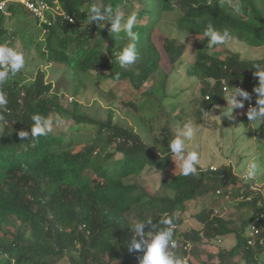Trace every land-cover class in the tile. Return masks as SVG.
Instances as JSON below:
<instances>
[{
  "label": "trees",
  "instance_id": "trees-1",
  "mask_svg": "<svg viewBox=\"0 0 264 264\" xmlns=\"http://www.w3.org/2000/svg\"><path fill=\"white\" fill-rule=\"evenodd\" d=\"M44 1L55 7L52 0ZM233 2L60 0L63 11L74 16L75 22L66 21L57 10L51 13L56 17L54 25L45 24L49 28L45 33L38 16L23 5L9 2L5 10L0 9V44L12 47L21 36L48 66L47 70L39 68L29 83L20 72L3 86L8 104L3 113L6 123L0 124V264H60L66 257L69 264H140L143 253L127 248L134 235L129 224L151 219L159 225L165 213L176 216L174 238L188 247H178L175 255L186 258L188 264H196L197 256H190L193 245L218 247L216 259L205 264H264V192L242 181L231 166L221 163L214 170L201 169L198 175L187 177L179 170L164 180L170 192L162 195L131 182L148 170L168 169L174 159L168 147L158 149L175 137L171 128L175 118L167 117L160 130L168 131V136L161 139L149 123L167 113L163 99L170 96L166 89L170 73H163L156 87L144 86L155 78L164 59L172 68L182 65L187 44L164 36L159 48L152 40L155 29L168 12L178 10L176 22L190 35H203L211 23L218 30L228 29L244 43L264 46V0H239L240 13L233 9ZM93 4L122 11L129 8L125 19L137 14L138 58L134 64L121 69L116 63V56L131 43L125 33L114 38L110 24L104 28L86 24ZM14 15L15 25L11 22ZM28 15L36 19V26L27 25ZM40 33L43 40H39ZM258 70L264 71V57H245L239 52L223 56L197 48L186 69L188 76L201 83L194 115L203 119V109L210 112L225 104L224 85L253 92L259 86ZM99 79L103 82L90 105L88 99L83 101L84 95L89 83ZM122 82L126 86L118 89ZM122 110L139 115L136 126L116 119ZM34 114L53 120L61 116L66 127H54L49 135L33 139ZM243 119L252 124L246 112ZM21 130L29 136L21 138ZM226 181L232 185L222 190ZM205 195L223 202L234 197L238 206L250 211L238 227L216 205H205L188 216V202ZM262 214L256 223L260 232L254 236L251 225ZM186 217L194 218L196 224L180 230ZM150 230L146 226L144 232ZM232 233L236 242L231 248L216 245ZM251 238L253 244H249Z\"/></svg>",
  "mask_w": 264,
  "mask_h": 264
},
{
  "label": "rangeland",
  "instance_id": "rangeland-1",
  "mask_svg": "<svg viewBox=\"0 0 264 264\" xmlns=\"http://www.w3.org/2000/svg\"><path fill=\"white\" fill-rule=\"evenodd\" d=\"M128 11L129 8H126L123 12L126 13ZM177 14L178 10L168 12L165 18L159 23V26L155 29L152 38L153 42L159 48L162 47V40L164 36H168L170 38H179L180 41L187 44V50L183 56L182 65L181 63H177L175 68H172L173 65L169 63V60L164 59L160 70L155 75V78H152L145 83L144 87L146 89H152L161 83L163 79V73H170L166 87L167 93L170 96H166L163 99L167 113H165V117H161L160 120L159 117L156 121H151V119H149V123L155 129L154 134H156L159 139H161L162 135L168 136V131L162 132L160 130L162 126L167 123V117L175 118L176 124L171 126L172 134L174 136L176 135L178 128L183 127L184 123L191 121L194 127L197 128V133L194 142H189L188 150H193L194 144L198 146L196 150H198L201 155L202 165H204L206 168H209L211 165L215 168H218L221 163H225L226 165L232 167L233 172L242 181H249L254 188L258 190L261 189L264 192V176H259L252 180L245 179L243 176V166L245 165L246 161L254 157H259L261 161H264L263 125H259L255 122L247 125L243 119V110L235 109L233 111V120H229L227 117H222L226 112L225 108L227 107V101L225 104H221L216 109L211 110L209 112L210 115L206 118L199 119L196 115H194V110L198 108V102H196V100L201 98V83H199V81H197L195 78L188 76L186 74V69L187 66L193 62V55L197 48H208V38L204 37L203 35H190V33L182 30L176 22ZM14 17H16V15L11 17V22L13 25H15L17 22V20H14ZM27 18L28 24L25 20L22 22L26 23L28 26H36V19L33 16L31 17L28 15ZM43 39V33H40L39 40ZM12 43V47L14 49L23 51L25 53V68L21 72L27 83L33 80L39 68L42 67L43 69H48L46 61L38 55L35 48H29V45H25L26 41L23 39V37L17 36ZM208 49L215 51L218 54H222L223 56L230 52H239L245 57H264V46H251L238 38L235 42H229L225 45H217L214 48ZM101 82L103 81L99 79L98 81H91L89 83L88 88L90 89H88L84 95V102H87L85 99H88V104L91 105L97 99V91L100 89L99 85ZM58 84L59 82H57L56 85ZM125 84L122 82L117 86V88L121 89L126 86ZM159 94H161V92ZM147 112L150 114H156L152 113V111L148 109ZM147 112L146 114L148 115ZM189 113L190 116H188ZM137 118H139V115L128 110L117 111L116 113V119L123 124L136 126ZM167 147L168 142H164L163 146L159 147L158 150L161 151ZM179 170V165L177 164L176 167L173 161L168 169L163 171L153 169L148 170L143 172L141 176L132 178L131 182L139 183L147 187V189L151 192L162 195L166 192H170L166 191L164 188V180ZM229 185L231 187V182L226 181L222 187V190L228 189ZM236 201L238 200L234 197L227 198L226 202L224 201V205L222 199H216L215 196L212 195H205L203 197L192 199L190 202H188L186 214L190 216L192 213L200 210L205 205L208 208L216 205L217 210L221 214L234 219L233 226L238 227L243 215L246 216L250 211V208H241L238 206ZM186 218L187 219L180 227V230H187L190 228V226H195L196 221L194 218ZM235 242L236 234L232 233L221 243H216V245L221 248H231ZM180 245L181 241L179 242V246ZM195 247L196 246L194 245L192 248L190 247V256H197L196 264H205L206 261H209L213 257L216 259L215 254L217 253L218 247L209 246L203 249ZM195 249H199L198 252H196ZM60 264H69L68 258L66 257L62 259Z\"/></svg>",
  "mask_w": 264,
  "mask_h": 264
},
{
  "label": "clouds",
  "instance_id": "clouds-1",
  "mask_svg": "<svg viewBox=\"0 0 264 264\" xmlns=\"http://www.w3.org/2000/svg\"><path fill=\"white\" fill-rule=\"evenodd\" d=\"M9 2H13L16 5H23L26 9H29L37 15L40 19L39 26L43 28V33L47 32L48 27L54 25L56 17L51 15V13H56L57 10H60V13L66 21L75 22L74 16L64 12L65 10L60 0H52L55 5L54 8L44 0H2L0 1V9L5 10ZM29 3H34L37 8L40 7L42 9V15L36 13L34 8L29 7ZM232 7L237 13H240L243 6L239 0H234ZM47 11L49 15L46 13ZM136 20V13L128 15L125 19V14L119 7L113 8L112 6H105L102 8L93 4L88 9L87 19L84 21L87 25L96 23L100 28H104L106 24H110V33L113 34L114 38L118 37L121 32L126 34L131 43L124 47L116 56V63H118L121 69H125L134 64L138 58L136 42L139 40V33L134 31ZM45 24L48 27H45ZM203 36L208 38V48L225 45L237 40L228 29L218 30L211 23L206 26ZM25 63V53L23 51H18L7 44H0V124L6 123L3 113L8 104L3 86L25 68ZM255 75L259 78V86L253 89V92L257 94L256 106H250L246 115L250 122H255L260 125L264 124V71H255ZM117 78H119V74H117ZM225 99L227 101V107L222 117L233 120V111L235 109H243L245 102L251 101L252 97L248 91L239 87H232L227 92ZM209 115L210 113L203 109V117L206 118ZM31 119L33 123L30 133L33 139L49 135L54 127L57 129L66 127V121L61 116H57L53 120L40 114H34ZM196 133L197 128L189 121L184 123L183 127L177 129L175 137L168 143V150L175 158L172 160L176 167L177 164L179 165L180 175L184 177L198 175L201 169L207 171V168L201 163L199 151L196 150L198 146L194 144L193 150H188V144L189 142H194ZM18 135L21 138H27L29 132L21 130ZM209 168L211 170L216 169L212 165ZM243 176L248 180L264 176V161H261L259 157H254L246 161L243 166ZM175 220V215L165 213L159 225L154 224L151 219L137 221L134 224L130 223L129 226L134 232V235L129 239L127 244L128 251L143 253L139 257L140 264H188L186 259H181L175 255L178 247L184 248L187 245L179 246L178 241L174 238L176 229ZM146 226L151 229L147 233L144 232Z\"/></svg>",
  "mask_w": 264,
  "mask_h": 264
},
{
  "label": "built area",
  "instance_id": "built-area-1",
  "mask_svg": "<svg viewBox=\"0 0 264 264\" xmlns=\"http://www.w3.org/2000/svg\"><path fill=\"white\" fill-rule=\"evenodd\" d=\"M29 7H31L32 9L34 8V10H36V13L42 15V9H40V7L37 8L34 3H29ZM237 87L241 88V86H237ZM229 90H230V87L229 86H227V85H224L223 86V91L224 92H228ZM250 94H251V97H252L251 101H246L244 108L243 109H240V110H243V111L247 112V110H248V108L250 106H256L255 105V101H256V98H257V94L254 93V92H251ZM207 98H209V96H207ZM248 199H250V198H248ZM261 218H262V215H258L255 218L254 223L251 225V230L250 231H251V234L254 235V236L260 232V230H259V228H258V226H257L256 223L259 222L261 220ZM253 243H254V241L251 238L249 240V244H253ZM187 247H188V245H185L184 246V248H187ZM184 259H186V258H184Z\"/></svg>",
  "mask_w": 264,
  "mask_h": 264
},
{
  "label": "crops",
  "instance_id": "crops-1",
  "mask_svg": "<svg viewBox=\"0 0 264 264\" xmlns=\"http://www.w3.org/2000/svg\"><path fill=\"white\" fill-rule=\"evenodd\" d=\"M222 241H223V240H222ZM222 241H218V242L221 243ZM203 248H206V247L203 246L201 249H203Z\"/></svg>",
  "mask_w": 264,
  "mask_h": 264
}]
</instances>
